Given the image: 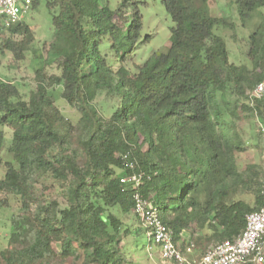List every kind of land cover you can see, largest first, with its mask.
<instances>
[{"label":"trees","instance_id":"trees-1","mask_svg":"<svg viewBox=\"0 0 264 264\" xmlns=\"http://www.w3.org/2000/svg\"><path fill=\"white\" fill-rule=\"evenodd\" d=\"M210 1L161 0L174 24L169 42L130 70L138 44L147 41L142 20L118 24L100 0H63L61 13L52 14L58 26L45 60L60 72L47 77L37 68L39 80L26 94L0 78V126L12 130L9 159L0 156V209L11 199L19 204L0 264H56L55 257L125 264L119 243L130 229L117 211L132 213L141 226L133 182H121L133 173H142L141 194L190 262L243 230L245 215L262 204L263 169L241 168L237 155L245 150L244 115L256 117L263 143L264 98L250 93L264 80V0H224L236 6L241 25L258 17L248 64L229 61L216 29L232 24L211 14ZM1 24L11 35L1 50L21 59L32 31L23 21ZM14 35L23 38L15 42ZM49 84L62 86L61 96L80 114L77 124L59 111ZM98 94L112 101L108 117L92 105ZM4 139L0 129V151ZM127 152L136 158L133 169L121 159Z\"/></svg>","mask_w":264,"mask_h":264},{"label":"rangeland","instance_id":"rangeland-1","mask_svg":"<svg viewBox=\"0 0 264 264\" xmlns=\"http://www.w3.org/2000/svg\"><path fill=\"white\" fill-rule=\"evenodd\" d=\"M63 0H32V6L28 11L23 22L26 23L32 31V36L29 39L24 37L23 42L27 43V49L23 52L21 59L14 56L11 51L1 50L0 47V78L14 83L21 94H26L28 90L38 82L35 70L43 67L44 74L49 77L60 72L57 65L52 62L49 65L45 60L49 56L51 43L54 41L55 28L58 26V20L52 17V14L58 15L63 9ZM101 5H107L110 9L115 10L113 20L118 24H122L124 20H136L139 17L142 20V37L147 36V41L138 44L135 54L132 55L127 67L132 70L135 64H139L146 60L149 55L158 49L164 48L169 42L170 30L174 25L169 13L166 11L161 0H100ZM50 5V11L47 6ZM211 14L217 17H225L227 22L231 23V27H218L217 33L225 39L229 61L235 63L248 64L246 57L249 47V34L254 29L253 25L258 21V17L254 16L245 25H241L238 19L236 6L227 3L224 0H211ZM57 20V21H56ZM0 19V41L11 35L1 24ZM13 41L20 42L23 37L14 35ZM28 39V40H27ZM2 46V45H0ZM48 89L56 92L57 99L55 104L59 111L66 119L77 124L80 114L77 109L67 103L61 96V85H50ZM112 101L105 95L98 94L92 102L93 107L97 111L98 117L105 118L111 113L109 105ZM258 120L250 114L244 115L239 120V125L242 130L245 150L237 155L239 166L244 168L247 164H256L261 166L264 171V146L261 136L258 131ZM4 132V146L0 151V156L3 160L9 159V154L6 151L12 137V130L6 126H0ZM0 175L2 171H0ZM40 189H45L48 186L37 184ZM53 197L56 196L52 189L48 192ZM247 201H252L249 195L243 196ZM60 200V199H59ZM10 207L0 209V248L8 246V237L11 224V215L19 212L18 202L16 199L10 200ZM61 201V200H60ZM64 204H61V207ZM117 215L123 224H126L130 229L127 235L121 238L119 246L125 258V264H165L159 258L158 253L147 251L148 243L146 237L143 236V229L138 224L132 213H121L117 211ZM54 249L58 250V245H53ZM58 257L53 260L56 264H82V259L73 260L69 258L64 263H59ZM264 264V263H263Z\"/></svg>","mask_w":264,"mask_h":264},{"label":"built area","instance_id":"built-area-1","mask_svg":"<svg viewBox=\"0 0 264 264\" xmlns=\"http://www.w3.org/2000/svg\"><path fill=\"white\" fill-rule=\"evenodd\" d=\"M32 6V0H0V19L4 25L15 24L26 18ZM250 95L264 98V80L258 82ZM264 143V126L260 124ZM124 165L133 169L136 158L127 152L121 155ZM131 180L134 185L132 193L133 211L140 220L141 227L148 241L146 250L155 245L162 259L170 264H253L264 263V178L262 181V204L258 210L245 215L243 230L233 239H225L210 246L200 259L190 262L174 242L172 231L160 218L156 209L141 194L142 173H133L129 178H121V182ZM190 248H187L189 251Z\"/></svg>","mask_w":264,"mask_h":264},{"label":"crops","instance_id":"crops-1","mask_svg":"<svg viewBox=\"0 0 264 264\" xmlns=\"http://www.w3.org/2000/svg\"><path fill=\"white\" fill-rule=\"evenodd\" d=\"M189 235H190V234H189V231H185V232H183V233L181 234V239H182L183 243H186L187 239H189V238H188ZM151 251H154V253H158L159 258L162 260L163 263H165V264H170V263H168L167 261H165L164 259L161 258L160 254H159V249H158L157 246L153 245Z\"/></svg>","mask_w":264,"mask_h":264}]
</instances>
